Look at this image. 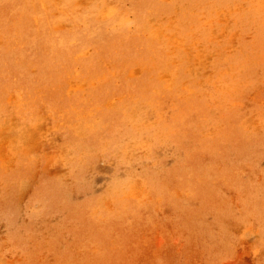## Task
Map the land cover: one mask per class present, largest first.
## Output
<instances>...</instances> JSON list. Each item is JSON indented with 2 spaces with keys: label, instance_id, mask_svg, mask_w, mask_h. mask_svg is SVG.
<instances>
[{
  "label": "rangeland",
  "instance_id": "374dc122",
  "mask_svg": "<svg viewBox=\"0 0 264 264\" xmlns=\"http://www.w3.org/2000/svg\"><path fill=\"white\" fill-rule=\"evenodd\" d=\"M21 1L0 0V264H264V0Z\"/></svg>",
  "mask_w": 264,
  "mask_h": 264
},
{
  "label": "bare ground",
  "instance_id": "6f19581e",
  "mask_svg": "<svg viewBox=\"0 0 264 264\" xmlns=\"http://www.w3.org/2000/svg\"><path fill=\"white\" fill-rule=\"evenodd\" d=\"M158 1L159 0H147L146 3H147L148 7L153 8L154 6L156 7V5L157 6L159 5ZM161 1H164V4L167 5V4L174 3L176 0H161ZM196 1L197 0H188V2L190 4H192V2L195 3ZM13 2H16V1H13ZM129 2L131 3L130 4L131 11L134 14H136L138 16V18L140 17L141 19H144L145 17L148 16L149 12H146L145 10L142 9L143 6L141 4H143V3L141 0H129ZM18 3L22 4V1L18 0ZM126 16H127L126 10L121 9L120 6H118V8L115 9L114 12H111L109 14V16L106 17V19L102 22V24L105 25L106 28H109V31H106V28H104V29L102 28V33H107L106 35H108V36L110 34H114L115 37L118 34H120V35L126 34V32H125V31H127ZM115 28H117L119 32H117V31L114 32L113 29H115ZM106 35H104V36H106ZM2 260H3V258H2Z\"/></svg>",
  "mask_w": 264,
  "mask_h": 264
}]
</instances>
